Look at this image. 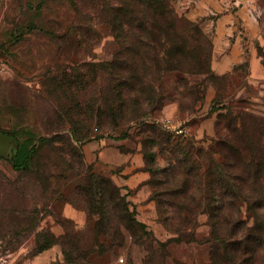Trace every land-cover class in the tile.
Listing matches in <instances>:
<instances>
[{"label":"trees","instance_id":"16d2710c","mask_svg":"<svg viewBox=\"0 0 264 264\" xmlns=\"http://www.w3.org/2000/svg\"><path fill=\"white\" fill-rule=\"evenodd\" d=\"M35 1L33 6L29 0L26 3L32 8L30 17L14 25L19 34L35 32L55 44L58 40H70V35L76 32L88 47L100 41L98 27H106L114 35L120 51L111 62L101 63L100 68L106 75L101 88L103 106L97 109L101 120L104 116L130 120L147 114L149 108L161 109V76L171 70L169 66L174 62L168 46L170 29L179 43L195 38L205 42L200 29L178 16L169 0ZM57 7L64 11H58ZM57 27L64 32L58 33ZM24 28L28 30L23 31ZM10 34L13 35L12 30ZM90 71L89 68L86 72ZM182 82L187 91H197L185 79ZM198 100L197 97L195 102ZM218 103L221 100L217 96L212 104ZM86 111L93 114L89 107ZM83 117L85 123L80 118H69L76 140L85 139L88 134L92 117ZM152 124L154 127L149 129L152 135L144 143L159 148L166 166L153 168L152 155L145 152L149 162L144 152L141 153L143 168L149 173L146 183L153 189L150 197L155 203L157 222L177 236L176 242L207 244L209 261L206 264H264V119L253 117L248 129L244 113L230 111L225 127L232 140L218 141L214 151L204 149L195 141L183 142L185 134L177 135L157 123ZM26 130L29 137L18 139V150L10 161L11 175L0 172V253L30 240L35 254L60 244L65 261L78 264L91 254L102 255L121 247L130 238L131 245L142 247L146 252L143 264H152L150 244H143L138 238V231H144L145 226L136 219L121 188L100 173H74L71 164L61 169L64 172L49 174L48 160L41 151L50 139L42 137L35 144L31 129ZM239 143L249 153L247 161ZM53 179L57 185L71 184L67 202L88 216L84 239L79 233L58 238L40 226L44 214L52 213L50 202L55 193L49 194L48 189ZM36 192L39 193L33 195ZM44 199L47 203L38 205ZM240 203L246 205L252 224L242 217ZM199 214L207 216L209 230L206 235L195 237L193 230ZM93 218L96 219L93 221ZM100 235L109 240H98ZM125 263L135 264L129 253Z\"/></svg>","mask_w":264,"mask_h":264},{"label":"rangeland","instance_id":"374dc122","mask_svg":"<svg viewBox=\"0 0 264 264\" xmlns=\"http://www.w3.org/2000/svg\"><path fill=\"white\" fill-rule=\"evenodd\" d=\"M27 1L0 0V62L4 64L0 74V132L8 135L15 142V145L9 143L10 150L7 149L6 155L0 156V172L5 176L12 173L10 161L18 150V139L29 137L26 130L28 128L31 129L35 144H39V139L42 137L50 139L45 141L47 144L42 146L41 151L48 160L49 174L55 175L57 171L64 169L65 165L71 164L74 173L80 171L85 174L91 171L100 173L105 180L109 179L116 185L114 176L119 173V168L97 161L90 162L84 156L83 146L95 137L124 138L129 147L135 149V146H139L140 151L145 154L146 161L150 162L147 154L152 155L153 168L162 169L166 166V162L159 148L152 147L150 143L145 146L144 143L152 135L149 129L154 127L152 123H156L157 119L165 117L180 124L186 135L183 142L195 141L197 145L211 151L216 149L218 141L232 140L225 127L230 119V111L244 113L248 129L253 117L264 119V80L253 82L249 77L247 64L240 65L234 70L235 73L227 74L223 78L217 77L218 75L213 72L214 49L211 36L201 26L199 18L193 19L188 16L191 10L200 6L198 0H169V2L178 16L200 29L205 42L195 38L193 41L179 43L177 37H174L175 32L170 29L168 46L170 59L174 62L169 66L171 70L161 76L163 106L159 110L149 108L147 114L130 120H127L128 117L110 116H104L101 120L97 116V109L103 106L101 88L106 78L100 70L103 67L101 63L111 62L120 51L110 30L106 27L96 28L101 39L91 47L85 45L76 32L70 35V40L66 42L58 40L55 44L47 41L42 34L28 32V28L23 30L27 32L19 34L20 30L18 31L14 25L19 21L23 22V19H27L32 13V8L29 9L26 5ZM233 2H237L236 7L244 8L254 22L252 48L255 56L264 66V0ZM29 3L33 6L36 1L29 0ZM56 9L62 11L60 7ZM44 17L46 18V12ZM11 30L13 35L10 34ZM61 30L62 28H56L58 33L64 32ZM155 49L159 47L155 45ZM174 67L176 70H172ZM89 68L91 71L86 72ZM184 79L189 85H194L197 91L184 89L182 82ZM212 93H214L212 100H216L218 96L221 103L213 105L211 100L209 104ZM197 97L199 100L195 102ZM88 107L93 110V114L86 111ZM84 115L92 117L89 120L88 134L85 139L76 140L70 130L73 123L69 118H80L85 123ZM204 120H207L208 124L203 132H198ZM93 145L95 142L89 143L87 147ZM237 145L244 160L247 161L249 153L245 146L241 143ZM47 149H50L48 154ZM215 157L219 159L218 156ZM149 188L152 193L153 189L150 186ZM70 189H72L71 184L63 186L61 182L57 185L55 179L51 180L48 193L51 195L55 193L50 202L52 213L44 214L40 226L49 229L58 238L79 233L84 239L88 222L86 213L82 211L85 215V222L82 225H78L65 214L66 206L70 205L74 208L67 202ZM42 203H47V200H40L38 205ZM240 210L242 217L252 224L253 218L247 213L245 204L240 203ZM195 222L197 224L193 230L195 237L206 235L209 230L206 225L207 216L199 214ZM144 226V231H138V238L143 244H150V254L154 258L152 264L208 263L207 244L176 242L177 236L157 222V213L156 221L147 222ZM98 240L109 239L100 235ZM128 240L127 238L123 246L114 247L112 251L102 255L91 254L87 260L79 261L78 264H127L125 263L127 253L131 255L135 264H143L142 260L146 252L142 247L131 245ZM120 258L123 262L119 261ZM0 264L75 263L65 261L60 244L35 254L30 240L23 242L14 250L0 253Z\"/></svg>","mask_w":264,"mask_h":264},{"label":"crops","instance_id":"0c3cea01","mask_svg":"<svg viewBox=\"0 0 264 264\" xmlns=\"http://www.w3.org/2000/svg\"><path fill=\"white\" fill-rule=\"evenodd\" d=\"M234 0H198L200 4L189 12V17L200 19L201 26L208 31L213 43L212 70L216 75L233 74L242 64L249 67V77L253 82L264 80V66L255 56L251 36L254 22L244 8L236 7ZM238 1V0H236ZM214 93L210 97V102ZM214 118V117H213ZM210 119H208L209 121ZM207 120L201 123L198 132L207 126ZM95 142L92 147L89 143ZM123 139L95 138L84 146V156L88 161L119 168L114 181L126 195L136 219L146 224L156 221L155 203L151 199V190L147 185L149 173L144 170L143 155L139 146L129 147ZM70 206V205H69ZM65 207V214L78 225L85 222L82 211ZM130 242V238H128Z\"/></svg>","mask_w":264,"mask_h":264},{"label":"built area","instance_id":"2783aa9c","mask_svg":"<svg viewBox=\"0 0 264 264\" xmlns=\"http://www.w3.org/2000/svg\"><path fill=\"white\" fill-rule=\"evenodd\" d=\"M4 69V64L2 62H0V74L2 73ZM157 124H159L162 128L166 129V130H169V131H172L174 132L175 134H185L184 133V128L178 124V123H174L171 119H168V118H162V119H157L155 121ZM120 262H123V259L120 258L119 259Z\"/></svg>","mask_w":264,"mask_h":264},{"label":"water","instance_id":"95a60500","mask_svg":"<svg viewBox=\"0 0 264 264\" xmlns=\"http://www.w3.org/2000/svg\"><path fill=\"white\" fill-rule=\"evenodd\" d=\"M9 143H12L13 145H15V142L13 141L11 137L0 132V156L6 155V152L10 150L8 149Z\"/></svg>","mask_w":264,"mask_h":264}]
</instances>
